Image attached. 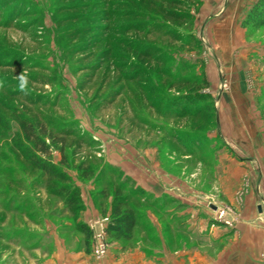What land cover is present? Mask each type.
<instances>
[{
	"label": "rangeland",
	"instance_id": "rangeland-1",
	"mask_svg": "<svg viewBox=\"0 0 264 264\" xmlns=\"http://www.w3.org/2000/svg\"><path fill=\"white\" fill-rule=\"evenodd\" d=\"M256 1L223 16L216 0H0V264L229 263L225 237L191 228L174 196L215 171L235 186L238 157L260 182L264 148L237 141L264 135V27L243 26ZM180 98L201 117L178 115ZM116 194L138 218L130 240L107 232ZM215 200L202 208L242 224Z\"/></svg>",
	"mask_w": 264,
	"mask_h": 264
},
{
	"label": "crops",
	"instance_id": "crops-1",
	"mask_svg": "<svg viewBox=\"0 0 264 264\" xmlns=\"http://www.w3.org/2000/svg\"><path fill=\"white\" fill-rule=\"evenodd\" d=\"M253 1L254 0H216L214 5L216 6V9L219 11V13L224 16L229 8L234 6L245 7L247 3H252ZM205 4L207 5V3ZM205 7L207 8V6ZM224 21L225 27L232 29L237 25L234 28L242 29L240 25L241 22H238L235 17L230 18L226 16V20ZM262 58L264 59V57ZM247 138L248 137H246L244 134L237 135V141H239L241 144H249L255 150L257 147L259 150L260 147L261 149L262 147L264 148V135H260L255 132L253 136H249V139ZM230 153L234 155L232 150ZM258 154L260 155V152ZM259 155L258 158L262 159L261 162L264 165V154L260 156ZM223 157V160H225L226 163L232 161L234 162V160L230 159L227 154H225ZM238 159V161L242 162L241 164H243V166L239 167L233 165L236 169L235 172H233V174L236 175L235 186L233 184L232 187L227 188L229 186V181H231L229 178L230 172L223 171V175H220V177L217 179V181H219L217 182L215 181V177L216 174L218 175V173L215 171V176L212 179L214 182L210 188L205 187L200 189L198 186H192L188 192L189 194L186 197H181L182 195L186 194L185 192H181L180 186H176L175 189L179 191L180 195L176 193L177 197L174 195L173 196L180 203V205L189 207V209H187L188 220L186 222L191 224V228L194 227L192 223L196 224L199 228L198 230H202L203 232L206 231V235H209L212 240L217 237H225L226 242L229 244V247L225 249V252L227 250L229 254L228 264H264V228L258 225L259 221L264 220V172L262 170L263 168H261L259 172L261 174V177H259L260 182L258 183V186L254 188V182L258 179V176L257 179H255L256 175H253L255 173V171L253 173L254 168L248 165L244 166V164H246L244 162L245 160L243 161V159H240V157H238ZM218 168L221 169L222 167ZM244 179H248L250 182L248 187L249 190H247L248 194L244 198H237L236 194L238 190H240V183L241 181H244ZM221 184H224V186ZM215 198L219 201V204L217 205L222 207H235L237 210L239 209V216L236 215V217L242 222L240 226H235V228L232 227V229H228V227H225L223 223L215 220V213L212 215V213H209L207 209L202 208V206L212 204L210 203V200H214V202H216ZM212 206L214 209H216L214 205ZM216 224H218V226H215ZM230 245H232V247H230Z\"/></svg>",
	"mask_w": 264,
	"mask_h": 264
},
{
	"label": "trees",
	"instance_id": "trees-1",
	"mask_svg": "<svg viewBox=\"0 0 264 264\" xmlns=\"http://www.w3.org/2000/svg\"><path fill=\"white\" fill-rule=\"evenodd\" d=\"M243 26L245 28L250 27L251 29H261L264 27V0H257L256 3L251 7L245 21H243ZM176 75H179V72H177ZM197 84L199 83L197 82L194 83V85ZM203 85L207 86V83L204 82ZM196 94L197 93H190L189 98L198 99L197 98L198 96H195ZM204 98L209 99L210 98L209 94H206ZM182 99L184 98L177 99V101H174L172 103L174 104V106H178V108L181 107L179 109L180 113H178V115L191 116L193 118L201 117L202 115L201 113L198 112L196 113V111L194 110L191 111L189 109V106L185 105L186 103L182 105L181 103ZM24 131L29 141L33 140L36 142L39 151H41L43 154L50 153V146L47 145L44 140L36 138L35 131L32 127L26 125L24 126ZM201 137H203V135H201ZM181 141L185 142L186 140L185 141L181 140ZM183 142L181 143L184 144ZM33 167L39 169L42 172V175H47L50 178L51 177L62 178L63 180L70 182L69 178L65 175V173L60 172L59 169L52 163L46 162L44 160L41 161V163L39 161H33ZM125 208H126V199L116 194L115 203L111 212V223L107 226V232L110 234H115L116 237L118 238L130 240L133 237L134 229L138 225V218L133 211ZM79 229L87 236H89L91 233L90 229L84 223L79 225Z\"/></svg>",
	"mask_w": 264,
	"mask_h": 264
},
{
	"label": "clouds",
	"instance_id": "clouds-1",
	"mask_svg": "<svg viewBox=\"0 0 264 264\" xmlns=\"http://www.w3.org/2000/svg\"><path fill=\"white\" fill-rule=\"evenodd\" d=\"M28 80L27 77L23 74L19 76V88L21 91L25 90L27 86Z\"/></svg>",
	"mask_w": 264,
	"mask_h": 264
},
{
	"label": "built area",
	"instance_id": "built-area-1",
	"mask_svg": "<svg viewBox=\"0 0 264 264\" xmlns=\"http://www.w3.org/2000/svg\"><path fill=\"white\" fill-rule=\"evenodd\" d=\"M223 213H224V212H221V213L219 214V216L217 217V221L220 222V223L226 224V225H230V224H229V223L223 218V216H224ZM103 253H104V251L100 249V250L97 252V255L100 256V255L103 254Z\"/></svg>",
	"mask_w": 264,
	"mask_h": 264
}]
</instances>
